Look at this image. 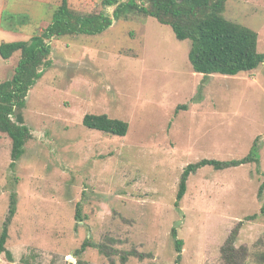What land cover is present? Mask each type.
<instances>
[{
	"label": "rangeland",
	"instance_id": "obj_1",
	"mask_svg": "<svg viewBox=\"0 0 264 264\" xmlns=\"http://www.w3.org/2000/svg\"><path fill=\"white\" fill-rule=\"evenodd\" d=\"M104 1L69 5L113 19L117 6ZM60 4L0 0V45L43 34ZM225 17L254 30L264 54V0H228ZM51 46L53 66L25 99L34 138L19 160L0 132V236L9 223L0 264H264V64L237 76L199 75L190 40L133 11L100 34ZM20 58L0 56V84ZM87 114L126 122L128 133L89 129ZM256 141L259 168H200L176 206L188 165L243 159Z\"/></svg>",
	"mask_w": 264,
	"mask_h": 264
},
{
	"label": "trees",
	"instance_id": "obj_2",
	"mask_svg": "<svg viewBox=\"0 0 264 264\" xmlns=\"http://www.w3.org/2000/svg\"><path fill=\"white\" fill-rule=\"evenodd\" d=\"M227 1L142 0L139 4L132 0L127 3L105 0V6H117L112 19L104 13L81 15L70 8L69 0H61L51 24L43 34L36 35L29 41L1 44L0 56L4 60H10L16 53H21L13 78L0 84V132L7 134L13 142V160H19L24 155L26 145L34 138L31 129L25 124L23 108L29 91L44 76L45 71L53 66L50 60L51 41L75 35L100 34L112 25L113 20L120 19L127 11L144 14L170 26L178 40H190L192 47L189 61L194 72L199 75L237 76L256 71L264 64V54L258 50V34L225 17ZM84 125L89 129L120 137H125L129 129L128 123L111 119L104 114H87ZM259 150L256 141L249 155L243 159L229 162L204 159L188 165L181 178L176 206L178 207L184 198L188 178L193 172L206 166L224 170L252 163L257 164L259 168ZM15 165L14 162L12 167ZM14 198L15 195L11 201L8 222L16 215ZM259 198H264V182L259 190ZM79 211L80 209L78 213ZM8 224H5L0 236V254L6 250L5 245L9 238ZM173 238L180 258L184 242L177 238L176 230L173 232ZM86 247L85 244L79 252L85 251ZM7 256L9 260H13L10 253H7ZM177 264L180 263L177 261Z\"/></svg>",
	"mask_w": 264,
	"mask_h": 264
},
{
	"label": "crops",
	"instance_id": "obj_3",
	"mask_svg": "<svg viewBox=\"0 0 264 264\" xmlns=\"http://www.w3.org/2000/svg\"><path fill=\"white\" fill-rule=\"evenodd\" d=\"M8 34H10V32H7Z\"/></svg>",
	"mask_w": 264,
	"mask_h": 264
}]
</instances>
